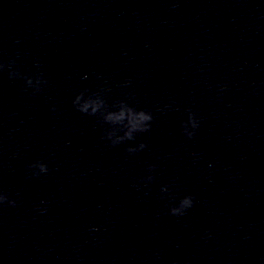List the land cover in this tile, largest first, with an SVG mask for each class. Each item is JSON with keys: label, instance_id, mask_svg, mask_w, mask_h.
Returning a JSON list of instances; mask_svg holds the SVG:
<instances>
[{"label": "water", "instance_id": "obj_1", "mask_svg": "<svg viewBox=\"0 0 264 264\" xmlns=\"http://www.w3.org/2000/svg\"><path fill=\"white\" fill-rule=\"evenodd\" d=\"M10 59L48 84L0 72V264H264V0H0ZM84 89L151 131L112 147Z\"/></svg>", "mask_w": 264, "mask_h": 264}, {"label": "clouds", "instance_id": "obj_2", "mask_svg": "<svg viewBox=\"0 0 264 264\" xmlns=\"http://www.w3.org/2000/svg\"><path fill=\"white\" fill-rule=\"evenodd\" d=\"M37 71L35 73L23 74L19 70L15 59H10L7 63L0 60V72L8 70L9 79H21L24 81L25 86L21 89L22 92L27 91L28 88H32L33 92L30 95H35L43 90L47 86L48 80L45 78L41 71L42 63L39 59L36 61ZM103 89L97 92H90L88 89H84L79 92L73 100V106L77 111L88 116H94L99 118L101 124L109 125L101 137L103 140L110 142L112 147H115L125 141L135 140L136 134L148 133L151 131L154 116L151 111L143 109H137L124 100H118L111 106L108 105L102 95ZM52 111H57L55 107ZM200 122L196 114L190 109L188 110V119L182 122L183 134L192 139L196 135V130L199 128ZM122 133V134H120ZM147 147L146 143H140L136 147H128L126 151L128 154H135ZM28 171L31 172L33 177H39L41 174L49 172V167L43 161H36L27 166ZM211 168V165H209ZM154 165H148L149 173L154 171ZM154 177L148 175L144 178L146 183H150ZM139 188V185L137 184ZM167 186H162L161 193H168ZM146 194V193H145ZM165 199L163 195L159 197ZM194 197L192 195H186L179 200L178 204L169 207L168 212L173 216H183L187 210L194 205ZM5 203L16 206V201L9 199L5 193H0V206ZM92 231H98V229H92Z\"/></svg>", "mask_w": 264, "mask_h": 264}]
</instances>
